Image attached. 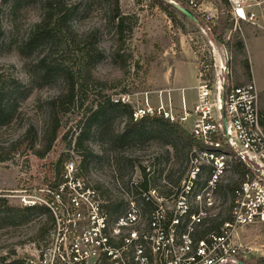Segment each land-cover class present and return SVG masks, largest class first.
I'll return each instance as SVG.
<instances>
[{"label":"rangeland","instance_id":"rangeland-1","mask_svg":"<svg viewBox=\"0 0 264 264\" xmlns=\"http://www.w3.org/2000/svg\"><path fill=\"white\" fill-rule=\"evenodd\" d=\"M163 1L180 5L179 2L188 3L189 0ZM53 2L71 12L69 24L77 34L95 33L102 58L96 64L93 74L102 83L84 85L82 82V85L77 80L81 87L80 99L75 108L62 119L51 152L42 159L35 157L29 150V139L24 137L25 132L32 127L33 139L36 142L40 140L47 122V101L59 92L62 83L60 75L56 73L46 79H42L41 74L37 76L33 64L44 58L45 66L62 64L77 77L84 64L87 46H83V42L78 44L76 40L74 43L63 34L58 36L54 48L48 42L39 43L33 49L23 48L22 41L26 34L41 17V1L23 3L13 17L8 15L7 7L2 6L4 36L0 42V88L13 85L31 87L26 97L24 94L17 97L8 114H3L6 111L1 113L10 116L8 121L3 124L4 119L0 117V154H8L4 161H0V198H5L11 205L23 207L31 201L42 202L47 190L56 181L54 164L62 155L65 156V162L75 164L78 177L86 186L96 190L104 202L122 203L119 213L125 209L126 196L132 191L133 183L147 180L151 186H159L162 180H171V184L177 185L188 167V149L183 148L172 136L168 137L156 130L149 134L147 128L132 133L133 137L128 140L119 139L118 135L128 126L125 112L114 110L108 114L103 121L106 127L104 133L100 136H96L98 132L91 135L89 152L75 150L74 143L87 114L105 105L108 99L111 102L124 99V104H129L132 109L146 106L157 109L162 106L174 117L183 114V110L192 113L197 104V87L200 86L201 56L209 61L207 56L210 54L213 59L212 72L207 73L213 102L219 84L242 86L254 82L259 91L261 122L264 123V31L246 24L241 26L238 32L244 44L243 55L232 47L235 36L233 28L221 37L224 41L230 36L226 48H221L211 28L217 27L229 16V11L218 0L202 3L203 14L205 18L209 16L210 20L207 22L204 17L196 16L198 23L190 21L179 12L174 13L170 19L148 0H118L119 10L126 18L122 48L127 58L128 72L125 75L111 60L116 38L109 21L107 2ZM224 52L229 58L228 69L218 74L215 55L223 60ZM245 63L248 65L246 75L243 69ZM174 78H177L176 83ZM183 85L191 88L186 92L189 100L178 94ZM213 118L216 119L217 114ZM191 125L192 122H188L187 131ZM84 157L89 164L86 176L80 169ZM243 172L241 167L232 163L221 181L218 203L222 220L226 218L227 202L230 199L228 186L232 183L238 185L242 181ZM55 213L63 216L65 209L59 206ZM38 229L39 221L34 218L22 225L0 229V264H9L13 260L36 264L40 250L50 238L38 237ZM237 237L241 244L239 263L257 264L262 260L264 264V224L239 230Z\"/></svg>","mask_w":264,"mask_h":264},{"label":"built area","instance_id":"built-area-1","mask_svg":"<svg viewBox=\"0 0 264 264\" xmlns=\"http://www.w3.org/2000/svg\"><path fill=\"white\" fill-rule=\"evenodd\" d=\"M227 4L234 31L240 32L243 24L264 31V0H227ZM188 5L196 16L210 20L209 16L205 18L202 4L189 0ZM229 41L227 36L216 42L224 49ZM209 55V61L204 56L199 61L200 86L192 113L183 110L174 117L162 106L133 109L134 121L162 115L184 129L192 122L188 131L199 147L190 151L187 170L179 183L162 180L159 186H151L147 181L146 188L139 186L142 181L133 183L125 209L110 216L107 202L78 177L73 162H65L62 183L57 192H51L65 209L63 216H57L58 207L45 200L24 204H44L55 216L49 242L40 250L36 264H239L238 231L264 224V129L259 91L254 82L242 86L219 84L213 102L207 73L212 72L214 64ZM215 57L218 74L226 72L228 55L225 53L223 60ZM223 85L226 130L221 117ZM112 102L124 104L125 100ZM232 163H239L246 173L229 195L226 218L222 220L218 196ZM62 196L66 203H61Z\"/></svg>","mask_w":264,"mask_h":264},{"label":"trees","instance_id":"trees-1","mask_svg":"<svg viewBox=\"0 0 264 264\" xmlns=\"http://www.w3.org/2000/svg\"><path fill=\"white\" fill-rule=\"evenodd\" d=\"M31 0H0V42L3 39L4 31L1 22L2 17V6H6V10L9 16L13 17L20 9V6L23 3L29 2ZM42 14L40 19L32 24L26 38L22 41V47L33 49L38 46L39 43L48 42L51 45V48H54L58 43V36L64 34V36H69L71 40L75 43V40L80 44L83 42V46H87L86 55L84 57V64L80 74L76 77L75 73L66 68L62 64H55L53 66H45L44 58H41L33 64V67L37 71V76L41 74L42 79L49 78L52 73L60 75L61 78V87L59 92L50 98L47 101V122L45 124L43 134L38 142L33 139V128L30 127L26 132L24 137L29 139V150L37 158L46 157L52 150L58 130L61 127L62 119L72 111L77 101L80 99L81 87L78 86L77 80H80L81 84L84 85H98L102 82L98 81L94 74V68L99 60L102 58V55L98 48V42L96 35L93 32L77 34L71 28L69 24V15L71 12L61 9L59 4L53 2V0H40ZM108 4V13L110 15V23L113 28V33L116 38L114 48L111 53L112 62L118 66L123 75L127 71V58L123 54V39L126 31V18L122 15L119 10L118 0H105ZM151 1L156 7L161 9L170 19L173 18L174 13H178L171 5L166 3L163 0H148ZM197 5H200L207 0H194ZM221 5H223L228 10L227 0H218ZM179 4L191 12L194 13V10L188 5V3L179 2ZM232 29V23L227 16L219 25L212 28V32L218 39L221 41V37L225 34L226 31ZM128 30V29H127ZM131 31V30H128ZM235 36L233 39V49L240 55L244 54V44L239 38V32L235 31ZM80 41V42H79ZM21 50H24L21 48ZM244 74L246 75L248 71V65L243 64ZM33 80V79H32ZM82 84V85H83ZM32 85V83H31ZM31 89V87H28ZM28 88L22 85H13V86H4L0 88V117L5 121H8L10 116L7 117L3 114H8L12 107L14 106L17 97L21 94H24V97L28 95ZM118 110L125 112L127 114L128 126L122 134L118 135V138L121 140H128L132 138V133L139 132L144 128L149 129V134L152 131H159L160 133L176 138L183 148L188 149V160L189 153L193 147L198 146V142L189 134V132L184 129L183 126L170 122L163 118L162 115H153V116H144L141 119L134 121L132 114L133 109L129 104L113 103L109 99L106 101V104L99 106L95 110H91L83 122L82 126L79 129L78 136L76 137L74 148L75 150H82L85 153L90 151L88 146L89 140L93 133L100 136L106 130L103 122L104 119L108 116L111 111ZM3 111H6L5 113ZM3 112V114H1ZM261 125L264 126V123L261 122ZM215 141H218L219 138L215 137ZM0 153L1 149H0ZM0 154V161H4L7 157ZM65 156L62 155L59 157L57 162L54 164L56 181L53 186L48 189V193L45 195L44 200L47 203L52 204L53 207H59V204L55 201L54 195L51 192H57L59 185L62 183L61 179H58V176L63 171V164L65 163ZM89 164L86 162V157L80 162V169L83 174H87ZM235 166L241 167L244 172L241 173V176H244L246 170L239 164L235 163ZM145 170V169H143ZM81 173V172H80ZM143 176L146 174L143 171ZM169 179V178H168ZM148 185L147 180H142L140 187L146 188ZM155 185V184H152ZM97 190H101L100 187L95 186ZM238 187L237 184L232 183L228 186L230 194ZM66 197H61V203H66ZM121 202H115V204H107L106 211L110 216H115L119 214L122 207ZM31 218L38 219L39 229L37 236L41 239L49 238L51 228L55 224V216L53 212L44 204H34L33 206H14L8 203L5 198H0V229L4 227L18 226L26 223ZM22 260H13L9 264H24ZM239 264H249L246 262H240ZM257 264H262L260 260Z\"/></svg>","mask_w":264,"mask_h":264},{"label":"water","instance_id":"water-1","mask_svg":"<svg viewBox=\"0 0 264 264\" xmlns=\"http://www.w3.org/2000/svg\"><path fill=\"white\" fill-rule=\"evenodd\" d=\"M169 5H171L177 12H179L180 14H182L183 16H185L186 18H188L190 21L198 23V20L196 18V15L191 12L189 9L178 5L177 3H174L172 1L167 2ZM216 41L218 42L219 40L216 38ZM224 98H225V86L223 85L221 87V92H220V101H221V117H222V126L223 129L226 130V119H225V112H224Z\"/></svg>","mask_w":264,"mask_h":264},{"label":"crops","instance_id":"crops-1","mask_svg":"<svg viewBox=\"0 0 264 264\" xmlns=\"http://www.w3.org/2000/svg\"><path fill=\"white\" fill-rule=\"evenodd\" d=\"M173 80H174V82L176 83L177 78H174ZM195 85H196V84H195ZM190 89H191V88H187L186 85L181 86V87H180V91H179V93H178L179 96L182 95V97H184V99H188V100H189V97L187 96V93H186V92H187V91H190ZM181 91H183V93H181ZM179 99L181 100L180 97H179ZM190 102H193V100L190 101Z\"/></svg>","mask_w":264,"mask_h":264}]
</instances>
